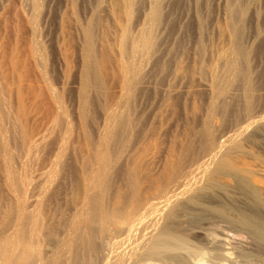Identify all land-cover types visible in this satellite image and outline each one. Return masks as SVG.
Listing matches in <instances>:
<instances>
[{
	"label": "rangeland",
	"instance_id": "rangeland-1",
	"mask_svg": "<svg viewBox=\"0 0 264 264\" xmlns=\"http://www.w3.org/2000/svg\"><path fill=\"white\" fill-rule=\"evenodd\" d=\"M151 1L0 0V130L9 144L8 166L15 177L24 178L20 190L31 178L29 201L35 202L37 210L45 207L50 213L56 207L60 217L67 219L77 210V180L83 172L96 171V164L89 161L91 148L99 145L109 115L123 109V85L133 62H143L142 85L135 100L142 136L125 139V151L120 155L123 166L139 163L159 174L166 159L177 157L175 153L167 155L168 148L185 143L188 126L196 131L209 116L207 87L217 84L215 74L222 71V58L233 56L228 53L225 6L229 0H163L151 53L131 56V43L149 25ZM241 1L247 7L245 42L253 51L249 56L256 89L253 110L249 117L242 115L240 86L234 85L236 80L230 73L224 76L222 84L234 82L231 94L235 93L226 100L234 99L237 108L227 115L211 114V126L219 128L217 144L186 165L195 168L190 174L191 190L179 192L176 198L181 207L174 209L168 220L162 214L160 221L178 224L182 237L209 251L206 260L212 264H264V0ZM87 28L105 90L101 94L89 91L85 121L82 113H86L79 107V87ZM104 102L105 111L100 108ZM22 137L28 139L32 151L29 143L18 142ZM1 158L0 154V169ZM117 161L119 158L112 163ZM220 163L232 166L235 174H221ZM121 172L112 176L115 185L124 190ZM2 173L0 209L5 210L0 211L5 212L14 195L5 186L8 182L2 185L7 181ZM199 188H204L207 197L194 203L191 195ZM75 192L78 195L73 203ZM44 197L55 198L49 201ZM146 227L139 228L136 235L148 236L152 229ZM210 235L225 238L230 244L212 249L206 243ZM41 247L44 251L53 248L48 241ZM91 264H113V259L102 256Z\"/></svg>",
	"mask_w": 264,
	"mask_h": 264
},
{
	"label": "bare ground",
	"instance_id": "bare-ground-1",
	"mask_svg": "<svg viewBox=\"0 0 264 264\" xmlns=\"http://www.w3.org/2000/svg\"><path fill=\"white\" fill-rule=\"evenodd\" d=\"M125 1L130 3L131 0ZM162 1H151L149 25L138 39L131 43L129 47L131 56H137L143 51L151 53L154 45L153 33L161 21ZM225 8L227 9V27L229 29L228 53H232L233 56L227 55L222 58L223 63L219 64L222 71L215 74L217 84L207 87L210 93V101L207 106L209 116L202 120L196 131H191L193 127L188 126L189 133L185 143H174L168 148L167 155L171 156L172 153H175L177 157L166 159L159 174L152 173L139 163L123 166L120 158L122 152L125 151V139L131 137L138 139L142 136V128H139L141 120L135 116V100L138 96L136 92L141 89L142 85L144 72L141 71L140 66L143 62H133L130 65L132 72L123 85L125 90L122 91L120 100L123 109L114 111L109 115V122L103 126L104 132L99 138V145L91 148L89 161L96 164V171L92 174L83 172L77 180L78 188L76 186L75 188L77 189L76 192H79V199L76 198L78 194L75 192L72 202L74 203L76 199L79 200L78 206L76 211L70 212L68 219L60 217L61 212L56 207L50 213L45 210V207L37 210V206L34 205L35 202L29 201L31 194L28 192V185L32 183L31 178L26 180L25 188L20 190L19 187L22 186L24 178L19 179L20 177L17 175L18 178L15 177L12 166H8L10 160L9 144L0 130V154L4 170L2 171L4 173H1L7 177V181L5 179V183L2 185L8 182V186H5L9 188L6 189L8 191L10 189L14 195V200L11 199L14 203L9 201L12 206H9L5 212L0 211L2 214L4 213L3 218H0V264H91V260L99 259L102 256L107 260L113 259V264H172V261L176 264H212L206 260V257L209 259V251L207 249L204 251L205 248L201 247L203 248L201 249L198 245H192L193 242L191 244L187 238L182 237L178 231V224L160 223V221L162 214L163 219L168 220L174 214V209L181 207V203L179 205L177 203L178 193L191 190L190 181H192V177L190 174L195 171V168L186 167V165L210 151L217 144L219 128L211 126V114L227 115L231 109L237 106V102L235 103L233 98L230 101L226 100L235 94H231L232 86L237 84L240 86L242 111H239L242 112V115L247 116L255 104L254 73L252 74L249 63V56L253 51L245 42L244 21L247 7L241 0H229ZM86 33L87 40L82 60L81 86L79 87L81 101L79 107L86 113L85 116L84 113H82L83 117L81 116L85 121L87 120V101L90 99L89 94H91L89 91L94 90L99 93L105 84L103 75L97 69L93 57L90 28L86 29ZM199 50H202L201 46ZM228 73L232 75L233 80H236V84L230 81L227 82L226 86L222 84L223 77ZM100 108L105 111L106 102L102 103ZM86 138L89 140V135H86ZM227 138H229L228 135ZM21 139L18 141L17 138V141L23 145L28 141L25 137ZM27 146L30 147L31 144L29 143ZM29 149L32 151L31 147ZM118 158V163H112L113 159ZM218 168L221 174H235L233 167L225 163H220ZM119 171H122L119 179L125 187L124 190L117 187L113 180V173ZM51 180L53 179L51 178ZM59 181L61 182V180ZM193 182L195 181L193 180ZM51 190L53 191V189ZM204 191V188L195 189L191 195L192 201L194 200V203L202 201L205 195ZM51 193L46 195L50 197ZM48 197L44 198L47 199ZM44 205L46 206V204ZM2 209L4 208L2 207ZM147 225L151 227L152 232L148 236L140 234L141 236L138 237L137 232L141 230L139 228L142 227L143 229ZM261 228L264 229V226ZM210 236L211 238H206V243L212 249H216V246L217 249H219L218 246L221 247L220 249H224L230 244L225 238ZM43 241L51 243L53 248L44 251L41 247ZM226 255L225 252L224 256Z\"/></svg>",
	"mask_w": 264,
	"mask_h": 264
}]
</instances>
